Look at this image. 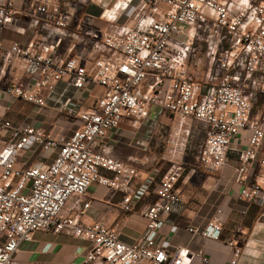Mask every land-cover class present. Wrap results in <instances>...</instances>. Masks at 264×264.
Here are the masks:
<instances>
[{
    "label": "built area",
    "instance_id": "2783aa9c",
    "mask_svg": "<svg viewBox=\"0 0 264 264\" xmlns=\"http://www.w3.org/2000/svg\"><path fill=\"white\" fill-rule=\"evenodd\" d=\"M13 1L0 2V48L3 30L16 15ZM133 1L122 0L121 5L127 7ZM137 1L151 8L150 20L123 32H107L102 40L104 50L92 68L76 58L39 52L33 40L8 48L7 64L17 58L37 70L40 79L27 88L8 87L5 93L41 107L45 105L44 89L66 80L79 95L67 98L58 111L75 117L78 125L69 137H54L29 124L0 125V130L11 128V140L0 150V264H12L20 247L31 241L35 232L66 229L91 244L82 264H192L195 256L210 263L200 253L181 246L169 253L157 235L164 218L183 203L174 191L182 177L181 166L173 165L164 172L152 170L132 188L139 172L126 161L97 152L98 142L125 120L165 113L178 123L199 122L205 135L198 162L209 171L229 165L233 143L246 133L232 180L239 199L248 203L262 199V186L250 175V169L255 163L264 166V117L254 114L249 80L255 77V90L264 94V0H253L251 8L238 11L233 9L234 0ZM62 2L41 0L31 15L65 28ZM208 24L212 37L224 35L234 42L216 57L222 73L214 83L190 76L186 50L193 38L179 40L185 36L184 28ZM95 88L103 93L82 110ZM31 146L48 159L54 152L53 159L17 169V155ZM93 184L123 192L124 212L133 211L155 185L156 200L143 213L149 233L143 243H126L115 230L97 222L86 224L80 215H61L71 197L85 198ZM88 207L89 202L84 205ZM223 215L217 206L204 227L186 230L192 236L221 242ZM241 230L238 226L235 233ZM225 242L232 253L230 264H238L243 247L234 239Z\"/></svg>",
    "mask_w": 264,
    "mask_h": 264
},
{
    "label": "crops",
    "instance_id": "0c3cea01",
    "mask_svg": "<svg viewBox=\"0 0 264 264\" xmlns=\"http://www.w3.org/2000/svg\"><path fill=\"white\" fill-rule=\"evenodd\" d=\"M5 1L7 0H0ZM121 1L64 0L62 7L67 22L65 28L48 25L40 17L31 15L41 0L13 1L16 15L12 23L4 28L1 37L0 125L5 122L14 127L29 124L43 128L47 134L54 137H69L72 134L78 125L77 119L60 113L58 107L67 98L78 97L79 94L73 86L66 80L49 84L43 91L45 105L41 107L7 95L5 90L8 87L19 85L27 88L40 79L37 70L17 58L11 64H7V50L13 43L25 44L33 40L39 52L50 53L56 58H76L86 68H92L96 58L104 50L102 40L107 32H123L134 25L148 22L153 15L151 8L143 7L137 0L127 7L122 6ZM191 29L193 28H184L185 36L180 39L181 42L193 38ZM217 77L204 81L214 83ZM254 80L255 77L249 80V84L252 83L249 98L253 104L254 114L264 117V94L255 90ZM102 93L101 88H95L93 95L81 107L82 110L91 107L96 97ZM165 115L172 119L168 114ZM154 118L156 115L146 119ZM124 122L107 139L99 141L96 150L126 161L125 163L139 172V177L133 182L132 188H137L141 180L152 170L164 172L173 165L183 168L182 177L174 188L182 197L183 203L175 206L172 213L164 218L162 227L157 232L166 250L172 253L181 246L193 253H200L209 260V264H230L232 253L225 241L234 239L243 247V255L238 264H264V166L255 163L250 169V175L260 182L263 189V197L257 203L239 199L232 180L233 166L241 155L240 151L245 147L246 133L233 143L229 165L217 171H209L202 168L199 162H132V157L127 153L132 141L128 142L129 140L123 136L126 132ZM202 128L204 129L203 125ZM10 129L9 127L0 130V150L11 140ZM50 154L51 157L48 159L47 154L39 148L28 147L17 155L15 167L28 169L38 161L48 159L50 162L54 152ZM164 159L167 160L166 157ZM154 187L141 198L133 211L124 212L121 209L123 192L93 184L85 198L71 197L61 215L66 217L80 215L81 221L86 224L97 222L115 230L126 243H143L149 235L146 230L147 219L143 213L156 200ZM87 202L89 207L84 208ZM217 206L224 212L225 226L221 242L202 239L188 233L186 230L188 227H204ZM238 226H242V230L237 235L235 230ZM90 245V242L79 239L68 229L59 232L37 231L31 241L20 247L12 264H82ZM192 264L205 263L202 258L195 256Z\"/></svg>",
    "mask_w": 264,
    "mask_h": 264
},
{
    "label": "rangeland",
    "instance_id": "374dc122",
    "mask_svg": "<svg viewBox=\"0 0 264 264\" xmlns=\"http://www.w3.org/2000/svg\"><path fill=\"white\" fill-rule=\"evenodd\" d=\"M252 5L253 0H234L233 9L238 11ZM40 18L51 25L43 16ZM210 29L211 24L191 29L193 41L187 51L188 73L197 81L219 78L222 72L216 57L234 43L224 35L212 37ZM125 121L123 136L128 142L132 141L127 150L132 162H198L205 135L199 122L187 120L184 124L175 123L164 113L157 114L152 120Z\"/></svg>",
    "mask_w": 264,
    "mask_h": 264
}]
</instances>
